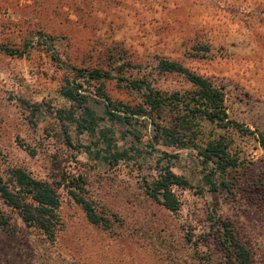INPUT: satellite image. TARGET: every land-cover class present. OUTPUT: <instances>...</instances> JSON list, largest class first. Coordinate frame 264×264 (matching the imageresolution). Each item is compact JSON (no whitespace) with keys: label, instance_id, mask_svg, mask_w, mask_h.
Returning a JSON list of instances; mask_svg holds the SVG:
<instances>
[{"label":"rangeland","instance_id":"374dc122","mask_svg":"<svg viewBox=\"0 0 264 264\" xmlns=\"http://www.w3.org/2000/svg\"><path fill=\"white\" fill-rule=\"evenodd\" d=\"M36 31L53 37L52 46ZM29 41L19 57L0 50V167L19 166L52 183L79 175L84 196L109 226L88 222L61 187L60 226L48 240L0 200L7 220L0 225V264H227L209 227L211 209L230 221L253 264H264V149L256 142L258 132L264 136V0H0V45L21 49ZM158 58L221 84L228 116L241 127L225 132L240 163L214 193L201 178L212 163H200L193 150L162 146L153 125L134 141L131 128L101 120L97 130L114 132L116 148L138 160L110 164L94 154L99 134L79 132L64 117L80 109L62 95L72 76L66 67L112 74L120 68L124 77L145 76L160 90L190 88L182 75L159 71ZM124 85L101 79L80 93L102 116L98 86L111 100L139 103V94ZM164 117L170 118L166 111ZM82 144L89 149L75 148ZM160 165L189 184L172 187L179 201L174 212L142 186Z\"/></svg>","mask_w":264,"mask_h":264},{"label":"trees","instance_id":"16d2710c","mask_svg":"<svg viewBox=\"0 0 264 264\" xmlns=\"http://www.w3.org/2000/svg\"><path fill=\"white\" fill-rule=\"evenodd\" d=\"M36 33L44 46H52L53 37L39 31ZM35 42L37 43V39ZM32 45L30 41L24 43L21 49L0 45V50L7 55L19 57ZM128 64L125 63L123 66ZM66 68L72 76L65 79L62 95L80 109L76 117L73 116L72 109L64 117L68 123L79 129V132L85 131L92 137L99 134L100 137L93 142L95 146L100 144V147L94 151L97 157H101L110 164H116L118 161L138 162L134 152L127 149L118 150L111 142L110 136H114V132L109 129L97 130L99 122L106 120L111 127L120 125L131 128V131L128 130V135L134 141H138L143 136L139 130L145 131L147 125L151 124L153 138L158 139L162 146L195 151L200 163H212V168L201 177L212 193L218 190L219 185H226L224 176L237 168L240 163L229 152V140L225 137V132L228 129L241 131V127L228 116L221 84L214 83L211 79L196 74L182 64L165 58L156 60V68L159 71L182 75L190 84V88L160 90L152 86L145 76L130 79L124 77L120 68L114 74L101 69ZM101 79L124 81V86L139 94V103L129 105L111 100L98 86L95 90L101 99L103 114L97 115L94 109L85 105V95L80 92L86 90L91 82H99ZM165 111L170 116L168 121L164 117ZM206 125L217 128L221 133L213 134L211 129H205ZM64 139L67 144L74 147L68 135H65ZM256 142L264 149V136L261 132L257 133ZM20 145L27 153L33 154L34 151L26 144L20 143ZM75 148L89 149L84 144ZM214 174H217V178ZM60 179L59 182L52 183L33 176L19 166L0 167L1 203L15 211L27 227L35 228L48 240H53L60 226L57 214L60 205L58 189L62 187L66 189L73 202L79 205L88 222L102 227L109 226L107 217L96 212L91 201L84 196V181L79 175L63 176ZM142 186L150 199L174 212L179 207V201L172 187L186 188L189 184L183 176L174 173L166 165H160L149 180H143ZM210 212L209 227L215 235V244L223 260L227 264H253L249 250L235 238L230 221L214 215L215 209H211ZM0 225L3 227L7 225V220L2 214H0Z\"/></svg>","mask_w":264,"mask_h":264}]
</instances>
